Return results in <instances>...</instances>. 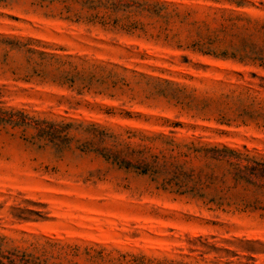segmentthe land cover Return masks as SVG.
<instances>
[{"label":"rangeland","instance_id":"1","mask_svg":"<svg viewBox=\"0 0 264 264\" xmlns=\"http://www.w3.org/2000/svg\"><path fill=\"white\" fill-rule=\"evenodd\" d=\"M0 120V264H264V0H0Z\"/></svg>","mask_w":264,"mask_h":264},{"label":"trees","instance_id":"2","mask_svg":"<svg viewBox=\"0 0 264 264\" xmlns=\"http://www.w3.org/2000/svg\"><path fill=\"white\" fill-rule=\"evenodd\" d=\"M25 120L24 122L19 125L18 123H14L16 124L15 126H24L27 128H35L37 129L38 127H40L41 124H45L47 125L46 128H43L40 130L41 132V137L43 139H45L47 142H49L50 144H53L55 147H59L61 146L60 142V137L63 135V133L65 132V127L64 128H59V126L55 123H47L45 121L43 122H39V121H32V119L28 118L27 116H24ZM3 122L0 120V123ZM13 121H5V123L8 124H12ZM245 170H249L250 174H255V170L254 169H250L248 167H245Z\"/></svg>","mask_w":264,"mask_h":264}]
</instances>
